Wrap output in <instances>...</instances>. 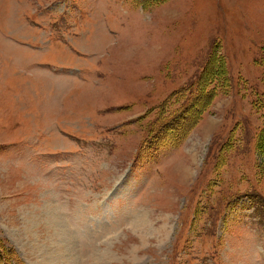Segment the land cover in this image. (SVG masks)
I'll list each match as a JSON object with an SVG mask.
<instances>
[{
    "label": "rangeland",
    "instance_id": "rangeland-1",
    "mask_svg": "<svg viewBox=\"0 0 264 264\" xmlns=\"http://www.w3.org/2000/svg\"><path fill=\"white\" fill-rule=\"evenodd\" d=\"M259 103L264 0H0V264H264ZM51 208L73 234L46 258L22 214Z\"/></svg>",
    "mask_w": 264,
    "mask_h": 264
},
{
    "label": "trees",
    "instance_id": "trees-1",
    "mask_svg": "<svg viewBox=\"0 0 264 264\" xmlns=\"http://www.w3.org/2000/svg\"><path fill=\"white\" fill-rule=\"evenodd\" d=\"M135 3L141 5L142 7H148L152 4H158L163 3L166 0H134ZM207 82L196 84V91H197V101L201 100V98H205L204 101L201 104L197 102H190L189 105L183 110V112L179 115H174V117L171 120H167L165 123H160L162 121V117H164V111L163 108H161L160 117L157 119V122L154 123V127L150 134H153V137L150 141V143H147V149H151L154 147H158L161 143H165L167 141H171L173 143L175 142H181L189 133L190 131L196 126L198 121L201 119V115L204 112L205 108L209 106V99L211 96L206 92ZM183 92H180V95H183ZM179 93L173 94V96L176 98L180 96ZM172 96V97H173ZM262 108L264 109V106L259 103ZM159 125V126H157ZM159 128L160 131H159ZM262 144L263 146L259 145ZM258 146L259 150L264 153V127L258 137Z\"/></svg>",
    "mask_w": 264,
    "mask_h": 264
},
{
    "label": "bare ground",
    "instance_id": "bare-ground-1",
    "mask_svg": "<svg viewBox=\"0 0 264 264\" xmlns=\"http://www.w3.org/2000/svg\"><path fill=\"white\" fill-rule=\"evenodd\" d=\"M57 211L58 210L53 209V208H51V210H49V209L44 210L43 215L40 216L41 219H39L38 222L36 221L37 219L36 220L31 219L32 217L27 215L25 210H23V214H22V216H23L22 219L24 220V222H22V225H23V227H25V233H26V229H27L30 236L33 237L32 243L29 245L30 246L33 245L34 250L36 252L41 251L40 246H39L40 243L42 245H44L42 247V250L46 252V255H45L46 258L48 257L47 251L50 249V247H53V244L50 242L51 237H52V233H56L60 236L68 238V237H70V233L72 232L71 228L66 223L63 215H61L59 213V211L58 212ZM140 221L142 222L141 219H140ZM41 224L44 228L42 230L44 232L43 236L46 235V239L44 241H41V239L36 234V227L38 225H41ZM139 224H140V226H142V229H144L146 231V233H151L153 236L158 237V238H163L165 236L168 237L169 232H167L168 231V224L167 223H165V225L163 227L158 228V229H154V230H152L153 229L152 225L148 226L149 227L148 228V227H146V223H139ZM31 226H34L35 228L33 230H31L30 229ZM69 230H70V232H69ZM71 234H73V232ZM43 236H42V238H43ZM72 262H76V259H73ZM52 264H62V263L59 260H56Z\"/></svg>",
    "mask_w": 264,
    "mask_h": 264
}]
</instances>
